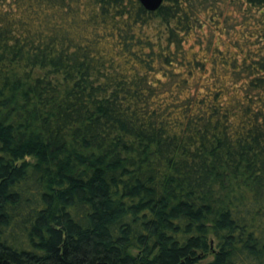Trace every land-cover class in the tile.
Returning <instances> with one entry per match:
<instances>
[{
  "label": "trees",
  "instance_id": "1",
  "mask_svg": "<svg viewBox=\"0 0 264 264\" xmlns=\"http://www.w3.org/2000/svg\"><path fill=\"white\" fill-rule=\"evenodd\" d=\"M0 264H264V0H0Z\"/></svg>",
  "mask_w": 264,
  "mask_h": 264
},
{
  "label": "water",
  "instance_id": "2",
  "mask_svg": "<svg viewBox=\"0 0 264 264\" xmlns=\"http://www.w3.org/2000/svg\"><path fill=\"white\" fill-rule=\"evenodd\" d=\"M137 1L140 4V6L148 12L155 11L162 3V0H137Z\"/></svg>",
  "mask_w": 264,
  "mask_h": 264
},
{
  "label": "rangeland",
  "instance_id": "3",
  "mask_svg": "<svg viewBox=\"0 0 264 264\" xmlns=\"http://www.w3.org/2000/svg\"><path fill=\"white\" fill-rule=\"evenodd\" d=\"M211 259V257L209 256V257H207V260H210Z\"/></svg>",
  "mask_w": 264,
  "mask_h": 264
}]
</instances>
